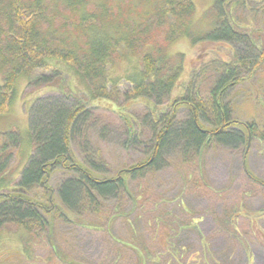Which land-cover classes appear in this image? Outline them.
Segmentation results:
<instances>
[{
  "label": "rangeland",
  "instance_id": "374dc122",
  "mask_svg": "<svg viewBox=\"0 0 264 264\" xmlns=\"http://www.w3.org/2000/svg\"><path fill=\"white\" fill-rule=\"evenodd\" d=\"M191 1L190 36L164 44L169 55H183L181 74L169 100L182 93L200 66L244 59L253 70L251 77L231 89L225 102L233 120L254 124L247 150V135L243 133V140L213 142L196 155L176 135L190 118L188 108H168L169 100L156 105L150 98L127 101L121 97L129 88L127 75L139 64L136 56L111 68L110 75L122 80L115 82L117 93L106 101L99 98L86 103L79 99L86 96L74 92L77 88L86 90V83L76 79H67L71 95L65 98L56 92L55 85L27 88L25 79L20 78L11 108L0 115V146L4 145L0 193L6 194L15 186L32 154L30 107L32 118L44 125L56 109L70 112L83 106L89 114L77 129V141L72 142L75 159L95 158L98 150L108 172L97 177L118 172L123 179L121 189L107 191L93 211L84 210L82 196H76L69 204H74L73 211L66 212L55 195L53 200L50 197V189L52 194L59 192L64 175L52 174L45 187L40 183V189L30 194L40 203L45 226L24 230L11 223L2 225L0 264H264V187L259 185L264 182V83H260L264 56L262 65L252 69L264 50V45L263 50L260 47L264 0H231L234 3L230 4L226 0L221 5L218 0ZM227 12L234 19L236 32L244 37L234 34L229 42L207 39ZM165 30V26L149 27L159 45ZM200 88L204 95L208 93L207 83ZM164 117L175 121L174 131L153 168L131 172L150 150L146 134L149 122ZM86 128L87 141L81 137ZM238 130L232 127L229 136H238ZM10 133L18 136L19 144L15 145V136L9 137Z\"/></svg>",
  "mask_w": 264,
  "mask_h": 264
},
{
  "label": "trees",
  "instance_id": "16d2710c",
  "mask_svg": "<svg viewBox=\"0 0 264 264\" xmlns=\"http://www.w3.org/2000/svg\"><path fill=\"white\" fill-rule=\"evenodd\" d=\"M225 1L218 0L220 5ZM226 3L234 2L228 0ZM193 8L191 0H0V115L11 108L20 78L25 79L27 88L55 85L56 92L65 98L71 95L67 93V79H76L86 83V90L82 91L77 88L76 92L73 86L76 95L82 92L86 96V99H79L86 103L99 98L105 99L103 101L111 99L117 93L115 82L122 80L110 75L111 68L135 56L139 58V64H135L127 75L129 88L121 92V97L127 101L150 98L156 105H161L170 99L181 74L183 57L182 54L169 55L164 44L168 46L190 36L188 19ZM228 8L226 6L225 10ZM229 14L221 17L223 23L216 25L207 39L215 42L234 40V34L238 33ZM161 26L166 30L162 45H159L153 40L155 33L150 34L149 27L157 29ZM251 44L258 49L252 41ZM263 45L264 40H261V49ZM263 56L264 50L252 69L262 65ZM236 58L230 63L213 61L205 67L200 66L198 73L182 88V93L169 100L170 103L168 101V108L183 105L190 111L185 128L176 135L185 140L196 155L213 142L240 141L244 138L243 133L253 134L254 124L233 120L232 110L225 102L227 93L250 79L249 72L253 71L244 59ZM242 73H245L243 78ZM201 83L208 84L206 95L200 88ZM260 83H264V77ZM81 103L83 101H78ZM83 109V106L74 107L70 112L56 109L46 117L44 125H39L32 118L30 107L32 154L15 186L6 194L0 193V228L7 223L24 230L44 227L40 203L30 194L40 189V183L45 187L48 178L57 172L64 175L59 192L54 190L52 194L53 190L48 189L51 199L55 195L66 212L73 211L74 204H69L76 196H82L84 210L93 211L107 191L121 189L123 178L118 172L108 174L109 178L105 175L97 177L108 172V165L98 150L94 152L95 158L75 159L72 142L77 141L80 135L77 129L84 120L87 121L89 114ZM156 121H150L146 131L150 150L131 170L133 173L153 168L166 139L174 131L175 121L170 117ZM223 126L224 129L219 131ZM232 127L241 130H238L237 138L229 136ZM87 132L88 129H84L81 136L85 141L88 140ZM11 135L15 136V145L19 144L18 136L15 133L8 136ZM3 153L2 144L0 155ZM259 183L264 187V182Z\"/></svg>",
  "mask_w": 264,
  "mask_h": 264
},
{
  "label": "water",
  "instance_id": "95a60500",
  "mask_svg": "<svg viewBox=\"0 0 264 264\" xmlns=\"http://www.w3.org/2000/svg\"><path fill=\"white\" fill-rule=\"evenodd\" d=\"M222 130H223V127H221V128L219 129V131H222ZM248 144H249V135H248V142H247L246 150H247V148H248Z\"/></svg>",
  "mask_w": 264,
  "mask_h": 264
},
{
  "label": "bare ground",
  "instance_id": "6f19581e",
  "mask_svg": "<svg viewBox=\"0 0 264 264\" xmlns=\"http://www.w3.org/2000/svg\"><path fill=\"white\" fill-rule=\"evenodd\" d=\"M36 149V148H35Z\"/></svg>",
  "mask_w": 264,
  "mask_h": 264
}]
</instances>
